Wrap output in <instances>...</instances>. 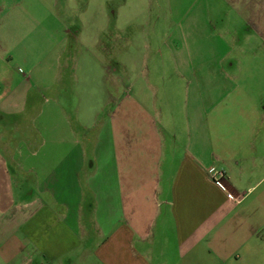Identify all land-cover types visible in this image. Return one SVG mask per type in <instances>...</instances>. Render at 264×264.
<instances>
[{
	"label": "crops",
	"instance_id": "crops-1",
	"mask_svg": "<svg viewBox=\"0 0 264 264\" xmlns=\"http://www.w3.org/2000/svg\"><path fill=\"white\" fill-rule=\"evenodd\" d=\"M54 15L0 5L1 258L264 264V85L194 79L187 62L178 115L155 46L137 62L125 37L121 61V29Z\"/></svg>",
	"mask_w": 264,
	"mask_h": 264
},
{
	"label": "rangeland",
	"instance_id": "rangeland-1",
	"mask_svg": "<svg viewBox=\"0 0 264 264\" xmlns=\"http://www.w3.org/2000/svg\"><path fill=\"white\" fill-rule=\"evenodd\" d=\"M0 5L3 11L14 13L17 18L25 15L41 18L55 12L57 16L76 19L79 28L106 27L107 36L110 30L121 29L123 39L118 56L121 61L127 56L131 61L134 53L133 50L131 56L127 54L129 46L125 37L139 41L137 62L140 45L155 46L160 52H157L160 72L165 77L161 89L162 100L165 95L164 109L178 115L185 95V85L180 79L191 77L184 69L187 62L193 67L194 79L264 85V0H10ZM92 19L94 25H90ZM105 58L110 60L111 55ZM118 68L120 76L132 69ZM124 69L128 71L123 72ZM138 69L133 68L130 75L136 77ZM221 71L227 74L226 79ZM124 85L130 86L126 78ZM160 108L163 109L161 104ZM0 264H18V261L0 256Z\"/></svg>",
	"mask_w": 264,
	"mask_h": 264
},
{
	"label": "built area",
	"instance_id": "built-area-1",
	"mask_svg": "<svg viewBox=\"0 0 264 264\" xmlns=\"http://www.w3.org/2000/svg\"><path fill=\"white\" fill-rule=\"evenodd\" d=\"M210 177L212 182L220 189L225 190V182L228 180L227 172L220 169H214L210 171Z\"/></svg>",
	"mask_w": 264,
	"mask_h": 264
}]
</instances>
